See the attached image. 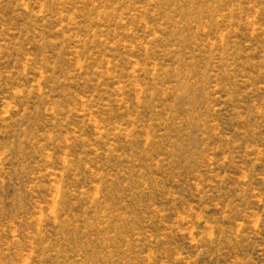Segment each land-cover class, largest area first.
<instances>
[{"label": "rangeland", "instance_id": "1", "mask_svg": "<svg viewBox=\"0 0 264 264\" xmlns=\"http://www.w3.org/2000/svg\"><path fill=\"white\" fill-rule=\"evenodd\" d=\"M0 264H264V0H0Z\"/></svg>", "mask_w": 264, "mask_h": 264}]
</instances>
